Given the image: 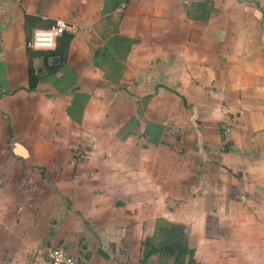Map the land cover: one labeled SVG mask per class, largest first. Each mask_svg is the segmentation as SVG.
<instances>
[{
	"label": "crops",
	"instance_id": "0c3cea01",
	"mask_svg": "<svg viewBox=\"0 0 264 264\" xmlns=\"http://www.w3.org/2000/svg\"><path fill=\"white\" fill-rule=\"evenodd\" d=\"M124 1L0 0V264H264V0Z\"/></svg>",
	"mask_w": 264,
	"mask_h": 264
},
{
	"label": "built area",
	"instance_id": "2783aa9c",
	"mask_svg": "<svg viewBox=\"0 0 264 264\" xmlns=\"http://www.w3.org/2000/svg\"><path fill=\"white\" fill-rule=\"evenodd\" d=\"M125 0L120 8H124L128 2ZM7 12L4 3L0 2V15ZM79 29L77 25L68 23L63 19H55L49 27H41L33 30L30 39L26 42V46L33 50H52L55 48L56 40L65 32H76ZM162 125L167 135L179 134L183 127L177 123L163 120ZM43 253L49 264H80L78 260L65 252L61 246L49 247L44 251L37 250L36 253Z\"/></svg>",
	"mask_w": 264,
	"mask_h": 264
},
{
	"label": "trees",
	"instance_id": "16d2710c",
	"mask_svg": "<svg viewBox=\"0 0 264 264\" xmlns=\"http://www.w3.org/2000/svg\"><path fill=\"white\" fill-rule=\"evenodd\" d=\"M30 17H28L27 18V20L29 19ZM53 24V22L52 23H50L49 25H48V27L50 26V25H52ZM33 32V31H32ZM32 32H28L27 31V34H26V38H27V41L30 39V37H31V35H32ZM69 38H70V35H67L66 36V39H65V42L63 43V45H66V43L68 42V40H69ZM29 49V48H28ZM29 50H31V49H29ZM56 53H59L58 52V50L54 53V54H56ZM53 53H51V52H44V59H43V61H44V63L46 64V65H48V58L49 57H51V55H52ZM51 69H53L52 71H54V67H52ZM39 79V77L37 76V74L35 73V69H34V67L32 66V65H29V81H30V88H34V85H35V83H36V81Z\"/></svg>",
	"mask_w": 264,
	"mask_h": 264
},
{
	"label": "water",
	"instance_id": "95a60500",
	"mask_svg": "<svg viewBox=\"0 0 264 264\" xmlns=\"http://www.w3.org/2000/svg\"><path fill=\"white\" fill-rule=\"evenodd\" d=\"M49 62H50L51 64H53L54 62H57V59H56V58H50V59H49Z\"/></svg>",
	"mask_w": 264,
	"mask_h": 264
}]
</instances>
